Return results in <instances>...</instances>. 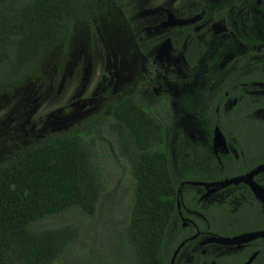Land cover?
<instances>
[{"label": "trees", "instance_id": "trees-1", "mask_svg": "<svg viewBox=\"0 0 264 264\" xmlns=\"http://www.w3.org/2000/svg\"><path fill=\"white\" fill-rule=\"evenodd\" d=\"M120 3L0 0V110L18 103L23 87L37 92L46 88L62 61L88 65L95 46L104 63L110 55L130 61L135 57L138 72L130 76L121 71L123 79H118L116 94L107 99L103 113V131L112 139L129 182L119 264H167L163 246L168 226L176 218L175 198L184 186L179 183L207 179L213 173L196 170L207 154V165L226 168L218 179L264 163V119L254 120L234 108L227 113L233 118L227 123L216 117L209 100L199 107L194 88L192 112L199 127L210 132L216 125L225 138L232 137L237 158L222 155L217 162L209 153L208 141L183 142V134L172 127L170 95L163 94L150 106L132 90L136 83L145 89L146 81H152L155 88H162L163 77L174 83L178 78L170 72L171 66L165 71L153 68L158 65L144 43L158 41L156 31L144 28L137 38L125 33L131 20ZM102 77L111 78L105 71ZM92 128L71 127L0 155V264H53L77 238L78 228L72 224L37 227L36 222L67 210L94 214L101 183ZM16 136L15 140L8 136L6 146L15 144L20 134ZM190 156L194 162H188ZM249 199L255 202L251 195ZM219 208L228 212V206L220 205L214 213L221 212ZM239 231L233 228L227 234Z\"/></svg>", "mask_w": 264, "mask_h": 264}, {"label": "flooded vegetation", "instance_id": "flooded-vegetation-1", "mask_svg": "<svg viewBox=\"0 0 264 264\" xmlns=\"http://www.w3.org/2000/svg\"><path fill=\"white\" fill-rule=\"evenodd\" d=\"M119 1V6L131 20L125 33L137 38L144 28L156 31L158 41L154 39L144 43L145 50L149 48L148 56L154 57L158 65L153 68L165 71L171 66L170 72L178 78V83H174L163 77L162 88H155L152 81H146L145 89L141 87V83L134 84L133 92L145 104L152 106L163 94L164 97L166 94L170 95V86L181 87L189 82L198 92L199 107L209 100L216 117L227 123L233 120L231 113H227L234 108L244 110L246 117L254 120L264 119V0H186L176 18L168 15L172 19V27L163 30V20L156 19L157 7L149 9L155 14V18L148 16L145 9L129 15L124 7V0ZM148 17L151 23L142 24L141 21ZM165 23L171 22L165 20ZM176 40H180L178 44ZM182 43L185 48L188 47V53L193 52L189 55L191 61H195L193 65L191 62H176V58L182 55ZM135 59L125 60L131 63L133 73L139 70V63L137 65ZM103 72L99 77L100 85L98 80L93 92L99 90L96 104L100 105L102 115H105L107 99L116 94L117 88L114 87L113 91H100V86L106 82L102 77ZM146 72L150 73L148 70ZM188 75H192V78L186 81ZM214 127L217 126H212L205 139L208 141L209 153L217 162L222 155L236 159L238 152L230 144L233 138H225L220 130L226 150L212 147ZM208 156H204L201 164L195 165L197 172L207 173L208 169L213 171L207 179L179 183V187L184 186L180 194L177 190L179 197L175 198L176 218L174 217V223H170L166 231L165 242L168 240L169 244L163 246L167 264H264L263 237H255L239 245L210 240L211 237H233L247 232L264 231V203L254 196L249 186L242 181L220 186L223 180L247 173L255 166L218 179L217 175L226 168L207 165ZM251 179L264 193V170L252 175ZM250 195L255 202L250 201ZM220 205L228 206V212L219 208L221 212L214 213L218 211L214 208ZM233 228L240 231L227 234Z\"/></svg>", "mask_w": 264, "mask_h": 264}, {"label": "rangeland", "instance_id": "rangeland-1", "mask_svg": "<svg viewBox=\"0 0 264 264\" xmlns=\"http://www.w3.org/2000/svg\"><path fill=\"white\" fill-rule=\"evenodd\" d=\"M184 1L186 0H124V7L129 15L145 9L151 18H155V14L149 9L157 7L156 19L163 20L161 21L163 30L172 27V19L168 15L176 18L180 9L185 6ZM150 17L141 23H151ZM165 20H170L171 23L166 24ZM181 49L182 55L176 58V62L190 63L189 55L193 52L188 53L189 49L185 48L183 43ZM132 69L131 63L124 59H115L113 55L104 63L102 52L95 46L92 48L91 61L88 65H82L80 62L68 65L62 61L55 73H52L53 80L46 88L37 92L33 88L23 87L20 91V101L0 110V155L71 127L78 129L87 125L93 127L91 133L96 139L101 183L94 214L85 216L76 210H67L36 222L37 227L72 224L78 228L77 238L53 264H119L120 260H123L121 238L129 209V182L112 139L103 131L104 116L100 105L96 104L99 90L97 92L93 90L101 71H105L106 76L111 78L100 86V91L102 89L113 91L118 79H123L121 71L127 70V75L131 76ZM190 78L192 75H188L185 80L189 81ZM194 88L189 82H185L181 87L170 86L174 124L172 127L176 126L178 132L183 134V142L201 145L210 132L199 127V119L192 112ZM28 99L30 100L27 101ZM16 134H20L16 143L6 146L5 139L8 136L16 138ZM198 156L196 155L200 161L201 156ZM188 162H194L191 156ZM174 221L175 218L171 225ZM168 244L167 240L166 245Z\"/></svg>", "mask_w": 264, "mask_h": 264}, {"label": "water", "instance_id": "water-1", "mask_svg": "<svg viewBox=\"0 0 264 264\" xmlns=\"http://www.w3.org/2000/svg\"><path fill=\"white\" fill-rule=\"evenodd\" d=\"M213 136H212V147L214 149L219 148L220 150L225 151L226 150V145L225 141L223 139V136L219 129L217 127L213 128ZM264 170V163L256 165L253 169H251L249 172L244 173L239 176L232 177L230 179H225L220 183V186L225 185L230 182H238L242 181L246 183L254 196L258 198L261 202L264 203V193L263 189L256 184L254 181H252L251 177L252 175L261 172ZM255 237H263L264 238V231H257V232H247V233H242L233 237H222V236H217V237H211L210 240L215 241L217 243L221 244H237L239 245L240 243H243L245 241H248L252 238ZM171 264V262H170Z\"/></svg>", "mask_w": 264, "mask_h": 264}]
</instances>
